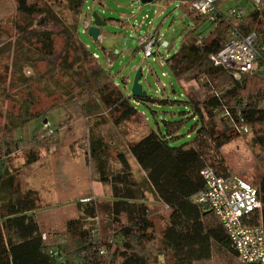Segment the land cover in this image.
I'll use <instances>...</instances> for the list:
<instances>
[{"label":"trees","instance_id":"trees-1","mask_svg":"<svg viewBox=\"0 0 264 264\" xmlns=\"http://www.w3.org/2000/svg\"><path fill=\"white\" fill-rule=\"evenodd\" d=\"M179 1L196 22V28L184 34L180 51L168 57L166 63L178 82L203 83L202 100L187 95L192 117L198 119L192 129L193 142L188 148L173 147L172 138L180 137V124L168 123L164 134L152 130L146 122L143 134L129 144L131 156L145 174L142 184L135 179L124 153L117 156L120 168L111 169L105 141L90 135L93 172L97 181L109 188L113 201L108 205L79 201V216L67 221L64 238L59 240L55 234L45 233L37 219L42 201L39 191L23 187L8 170L11 157L23 151V130L45 119L53 108L65 110L66 125L78 119L90 121L109 111L114 125L119 127L140 116L133 101L156 104L157 100L148 96L133 99L123 91L99 63L97 54L80 40L79 21L68 24L63 18L65 10L81 15L85 0H8L12 15L8 18L0 13V26L10 23L18 29L22 41L16 43L14 57L7 64L4 58L10 57V52L0 49V105L18 87L12 85L13 78L8 83L10 74L18 80L22 76V102L16 114L7 111L5 131L0 138V264H161L160 255L165 264H213L220 254L240 261L219 218L212 212L205 213L194 197L205 190L202 172L206 168H213L222 176L236 175L219 152L240 135L237 125L241 119L251 128L254 142L264 149V54L255 73L235 80L229 71L210 60L212 54L225 47L230 25L222 22L203 38L199 28L208 21L192 11L196 0ZM262 4V11H250L239 22L243 35L255 33L261 43L264 0ZM39 18L60 24L63 31H39ZM58 39L63 40L62 46ZM43 65L45 71H41ZM27 70L33 72L32 76L26 75ZM41 94L56 98L59 104L49 110L39 109ZM19 132L21 136L16 139L14 134ZM48 143L29 142L25 147H29L26 164L38 163L41 152L49 149ZM252 182L263 208L251 215L249 223L264 230V175ZM147 193L169 210L160 233L150 215ZM101 210L117 224L111 243V237L97 239L90 227L96 224ZM102 250L107 252L101 254Z\"/></svg>","mask_w":264,"mask_h":264},{"label":"rangeland","instance_id":"rangeland-1","mask_svg":"<svg viewBox=\"0 0 264 264\" xmlns=\"http://www.w3.org/2000/svg\"><path fill=\"white\" fill-rule=\"evenodd\" d=\"M234 2L221 0L218 6L222 11H227L230 6L235 5ZM246 2L248 12L245 18L252 11L251 2L249 0ZM12 11V5L8 0L0 3L2 15H8L9 18ZM94 14L106 22L101 28L102 34L98 40H94L88 34V29L93 25ZM63 18L67 19L68 24L79 21L80 40L93 54L98 55L99 63L112 75L123 91L132 94L137 73L142 70L143 91L157 102L152 104L133 101L140 116L119 127L114 125L109 111L102 112L100 117L92 118L90 121L78 119L66 125L68 117L64 109L49 110L53 105L59 104L58 100L41 94L39 109L49 111L45 114V119H40L23 130L25 139L23 151L14 154L7 166L23 187L39 191L42 201L40 210L36 212L37 219L45 233L55 234L59 240L64 238L67 221L79 216V201L94 198L91 202H97L99 205H108L113 201L109 188L99 183L93 172L90 135L101 137L105 141L111 169L115 171L120 168L117 156L124 153L132 166L135 179L145 184V176L129 152V144L145 131V117L152 130L164 134L167 132L168 123L180 124V137L172 138L171 145L188 148L195 138L192 129L197 125L198 119L192 117V107L188 103L187 95L200 101L205 94L201 82H178L166 63L168 57L180 51L184 34L196 28V22L182 8L179 0H155L150 4H143L141 0H85L81 15L77 16L65 10ZM18 22L20 23L19 19ZM36 23L39 31L50 30L55 33L63 31L60 24L54 21L48 23L44 18H39ZM209 27L208 23L203 24L199 31L206 33ZM17 30L10 23L0 26V49H4L5 53L10 52V57L5 55L4 64L9 63L10 58L13 59L16 43L22 41ZM150 31L157 32L160 40L168 44L169 48L156 47L155 55L145 58L138 42L139 38ZM57 43L62 46L63 40L58 39ZM1 64L3 65L2 62ZM41 71H45L44 65L41 66ZM32 74V71H26L27 76ZM11 78L12 85L18 87L13 88L9 100L7 97L3 106L0 105V138L5 131L7 111L16 114L22 102V76L19 77L21 80L19 81L10 74L8 83ZM55 131H58V134L55 135ZM14 136L16 139L20 138V132ZM41 140L49 142V149L41 152L38 163L27 165L26 150L29 147L27 149L25 147L29 142ZM219 153L232 172L243 180L253 183L252 181L256 182L264 175V149L254 142L252 132L239 135ZM147 199L152 221L157 233H160L169 210L162 203L155 201L150 193H147ZM90 227L94 230L93 233H96L94 235L97 239L111 237L109 243L113 242L112 234L117 224L113 218L105 216L103 211L100 212L96 224ZM164 259V256L160 255L159 262L165 264ZM213 264L242 263L237 258L233 260L225 254H220L215 257Z\"/></svg>","mask_w":264,"mask_h":264},{"label":"built area","instance_id":"built-area-1","mask_svg":"<svg viewBox=\"0 0 264 264\" xmlns=\"http://www.w3.org/2000/svg\"><path fill=\"white\" fill-rule=\"evenodd\" d=\"M246 1H235V5L230 6L227 11H222L218 6L219 0H196L191 5L197 16L207 19L211 27L210 32L217 29L222 22L230 25L225 47L212 54L210 60L214 65L229 71L237 81L255 73L264 54V41L261 43L255 33L245 36L239 29V22L248 12ZM249 1L252 11H262V0ZM138 43L144 51L145 58L155 55L156 47L169 48L155 31H150L139 38ZM237 131L240 135H247L251 133V128L241 119ZM202 176L205 180V190L196 195L194 201L198 204L206 203L208 210L219 218L243 264H264L263 227L249 223L251 215L262 211L263 208L257 189L237 175L222 176L213 168H206ZM92 200L94 198H86L82 202L89 203ZM101 254H105V250H102Z\"/></svg>","mask_w":264,"mask_h":264},{"label":"water","instance_id":"water-1","mask_svg":"<svg viewBox=\"0 0 264 264\" xmlns=\"http://www.w3.org/2000/svg\"><path fill=\"white\" fill-rule=\"evenodd\" d=\"M155 0H141L143 4H150L153 3ZM93 19V25L88 29V34L94 39L98 40V38L101 35V28L106 25V22H104L97 14H94L92 16ZM143 77L142 70L138 71L136 79L133 84L132 88V94L131 97L133 99H144L146 98V94L143 91V87L141 84V80ZM202 208H204L205 213H210L211 210H208V205L206 203L200 204Z\"/></svg>","mask_w":264,"mask_h":264},{"label":"crops","instance_id":"crops-1","mask_svg":"<svg viewBox=\"0 0 264 264\" xmlns=\"http://www.w3.org/2000/svg\"><path fill=\"white\" fill-rule=\"evenodd\" d=\"M210 32V28H209V31L208 32H206V33H204V35H203V37H206L207 35H208V33ZM101 34H102V31H101ZM128 93V92H127ZM129 94V93H128ZM137 105H139V104H137ZM144 117H145V115L144 114H142ZM145 120H146V122H147V124H148V119L145 117ZM149 126V125H148ZM136 161V160H135ZM137 163V162H136ZM138 164V163H137ZM143 174H144V172H143ZM144 176H145V174H144ZM167 208V207H166ZM204 209V208H203Z\"/></svg>","mask_w":264,"mask_h":264}]
</instances>
